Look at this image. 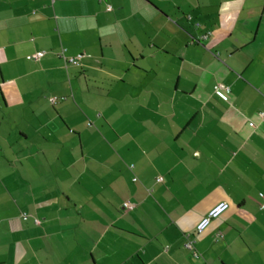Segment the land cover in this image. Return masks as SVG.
I'll use <instances>...</instances> for the list:
<instances>
[{
    "label": "crops",
    "instance_id": "0c3cea01",
    "mask_svg": "<svg viewBox=\"0 0 264 264\" xmlns=\"http://www.w3.org/2000/svg\"><path fill=\"white\" fill-rule=\"evenodd\" d=\"M262 113L264 0H0V264H264Z\"/></svg>",
    "mask_w": 264,
    "mask_h": 264
},
{
    "label": "built area",
    "instance_id": "2783aa9c",
    "mask_svg": "<svg viewBox=\"0 0 264 264\" xmlns=\"http://www.w3.org/2000/svg\"><path fill=\"white\" fill-rule=\"evenodd\" d=\"M107 10H110V7L107 6ZM43 55L42 52H39L36 54V58H39ZM60 56L61 58L63 59L64 61V64L65 65H69V66H79L80 65V62H81V59L83 58V55L82 54H79V55H76L75 57H67L65 56V51L62 50L60 52ZM219 90H224L228 95H231V91H230V88L227 87V86H224L222 84H216L214 86V91L217 92ZM57 98H52L51 99V102H55ZM262 117H264V113L261 114ZM253 126V124H252ZM133 166L130 167V169H132ZM136 179L133 178V181H135ZM159 182L162 181V178H158ZM125 206L131 210L133 209V206L130 204V203H125ZM228 209V204L227 203H219L217 204L215 207H213L200 221L199 223L196 225V228H195V233L196 234H201L206 228L207 226L210 224V222L216 218H218L219 216H221L226 210ZM23 218L25 219V215H23ZM34 222L36 224H38V220H34ZM219 237H222V235H219ZM194 241H188L184 247L189 249V250H192L194 249ZM193 254L194 256H197L196 252L193 251Z\"/></svg>",
    "mask_w": 264,
    "mask_h": 264
}]
</instances>
